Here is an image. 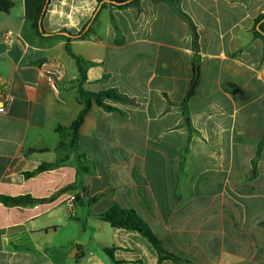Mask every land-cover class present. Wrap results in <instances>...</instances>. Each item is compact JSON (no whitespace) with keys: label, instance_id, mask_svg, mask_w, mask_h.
<instances>
[{"label":"crops","instance_id":"crops-1","mask_svg":"<svg viewBox=\"0 0 264 264\" xmlns=\"http://www.w3.org/2000/svg\"><path fill=\"white\" fill-rule=\"evenodd\" d=\"M10 1L0 12V90L11 99L0 114V197L54 198L0 200V264H113L105 248L122 264H264V42L255 26L264 0H179L199 38L200 80L186 104L196 52L167 3L140 0L96 17L98 0H51L41 36L43 0ZM91 19V31L74 38ZM74 57L85 91L116 90L125 100H105L115 111L93 101L71 150L60 148L57 130L84 108ZM46 62L63 70L58 95ZM42 164L58 166L25 176ZM76 204L91 210L82 215L88 240L63 244L71 223L63 206ZM115 205L135 210L181 261H161L133 231L111 227L107 245L97 227L90 235V223Z\"/></svg>","mask_w":264,"mask_h":264},{"label":"trees","instance_id":"trees-1","mask_svg":"<svg viewBox=\"0 0 264 264\" xmlns=\"http://www.w3.org/2000/svg\"><path fill=\"white\" fill-rule=\"evenodd\" d=\"M154 2H163L170 5L175 13L181 17L185 22L188 24L193 38V48L196 52L195 59H194V81L192 83V86L190 88V91L188 93V96L185 100V104L189 101V99L194 95L196 88L199 84L200 80V64H199V57H198V34H197V28L194 25L191 18L182 12L178 8V2L179 0H153ZM51 3V0H43L39 3L37 7V20L34 24V27L37 29V32L39 35L44 36L47 35L42 30V21L43 18L46 15L47 9ZM140 0H98V8L95 13L96 17L99 15V13L107 8L111 7L116 10H125L131 6H139ZM13 8V3L10 0H0V12L2 13H9L11 9ZM113 20V19H112ZM94 21L91 19L83 28L82 32L74 37H84L87 33L91 31L90 26L92 25ZM256 35L261 38L264 42V15L259 17L256 22ZM74 59L77 61V65L79 67L80 73H81V82L79 85V98L81 103L84 105L83 110L78 115L76 121L73 123V125L69 129H62L58 128V133L61 137V143L60 148L61 149H71L76 150L79 142V130L82 126L86 116L89 113V110L93 104V101L97 103L101 108L105 109L106 111H115L114 108L108 107L104 104L105 100H113V101H124L125 98L121 94H119L116 90H108L104 91L98 94L87 92L83 89V84L86 82V77L83 74L82 67L80 66L79 60L74 57ZM69 138V142H66V140ZM79 161L81 163V170L83 171H89V167L85 164L84 158L80 157ZM58 164H42L39 166L34 172L27 173L26 177H33L35 175H38L40 173H43L45 171L54 169L57 167ZM75 186H70L63 190L64 192L72 191L74 190ZM54 198V197H53ZM51 198V200H53ZM0 200L3 204L6 206H29V205H36L40 203H46L51 200H37L33 199L31 197H18V198H10L2 196L0 197ZM98 200V198H94L91 200V203H95ZM97 218L103 222L109 223L111 227L116 229H122L125 231H133L138 233L141 237H143L145 240H147L153 248L157 251L159 255V259L161 261L164 260H172L173 262L177 263L180 260V258L169 254L165 251L162 242L157 238L155 233L152 231L150 226L139 216V214L133 210V209H124L120 206L115 205L110 210L106 211L105 213L97 216ZM115 251L116 248H105L104 252L105 254L111 259L113 264H122L121 261H117L115 259Z\"/></svg>","mask_w":264,"mask_h":264},{"label":"rangeland","instance_id":"rangeland-1","mask_svg":"<svg viewBox=\"0 0 264 264\" xmlns=\"http://www.w3.org/2000/svg\"><path fill=\"white\" fill-rule=\"evenodd\" d=\"M63 212L68 214V220H71V223L68 225L63 226V244L70 243V241H74L76 239H83L85 237L88 240V235H82L84 227H87L86 220L83 218V213L87 212L90 214L91 210L89 208L84 209L79 207L76 204L72 209H69L66 206H63ZM74 212H77V216L74 215ZM94 224L90 223V227L88 231H90V235L93 234V230L91 226L97 227V231H99V240L101 243L107 245L112 241V232L113 229L111 226L105 222L98 220L97 218L94 219ZM99 226V227H98ZM96 244V242H95ZM76 247L74 246L73 250L68 254L71 256L74 254Z\"/></svg>","mask_w":264,"mask_h":264},{"label":"built area","instance_id":"built-area-1","mask_svg":"<svg viewBox=\"0 0 264 264\" xmlns=\"http://www.w3.org/2000/svg\"><path fill=\"white\" fill-rule=\"evenodd\" d=\"M13 34L11 32L7 33L8 37H11ZM41 69L45 76L48 87L55 93H60V86L64 79V73L61 67L56 63H44L41 65ZM263 83H264V61L260 64L257 69ZM11 103L10 97L3 91L0 90V114L7 112L8 107Z\"/></svg>","mask_w":264,"mask_h":264},{"label":"water","instance_id":"water-1","mask_svg":"<svg viewBox=\"0 0 264 264\" xmlns=\"http://www.w3.org/2000/svg\"><path fill=\"white\" fill-rule=\"evenodd\" d=\"M75 200H76V202H78L79 205H81L79 198H75Z\"/></svg>","mask_w":264,"mask_h":264}]
</instances>
